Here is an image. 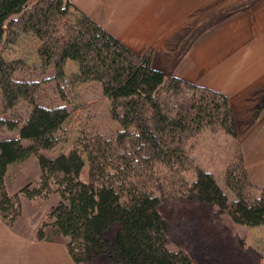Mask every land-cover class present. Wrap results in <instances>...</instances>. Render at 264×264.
Segmentation results:
<instances>
[{
  "label": "trees",
  "instance_id": "trees-1",
  "mask_svg": "<svg viewBox=\"0 0 264 264\" xmlns=\"http://www.w3.org/2000/svg\"><path fill=\"white\" fill-rule=\"evenodd\" d=\"M21 34L41 43L40 64L33 65L37 79L23 75L29 70L23 60L2 56ZM151 60V50L136 56L69 0H0V131L16 132L0 137V217L8 227L20 220L21 195L34 200L57 194L58 203L32 239H64L75 264H94L100 256L112 264H194L184 250L168 248V223L159 210L165 197L186 192L217 205L236 224L264 226V187L250 180L242 153L233 154L225 168V185L234 195L229 201L193 152V140L206 130L238 143L228 97L155 69ZM69 61L78 70L67 76ZM50 68L54 75L47 78ZM50 81L55 95L44 104L42 86ZM89 83L100 85L118 127L111 134L94 125L68 152L44 155L61 141L75 88ZM21 104L29 109L25 120L16 113ZM263 110L264 100L256 117ZM33 155L41 167L38 186L10 195L9 166ZM85 160L87 181L82 180ZM186 172L195 175L191 184ZM113 222L119 226L111 241L104 232Z\"/></svg>",
  "mask_w": 264,
  "mask_h": 264
},
{
  "label": "crops",
  "instance_id": "crops-1",
  "mask_svg": "<svg viewBox=\"0 0 264 264\" xmlns=\"http://www.w3.org/2000/svg\"><path fill=\"white\" fill-rule=\"evenodd\" d=\"M69 1L136 56L151 50L153 68L226 95L244 156H262L264 0ZM20 225L0 217V264H75L64 241H34Z\"/></svg>",
  "mask_w": 264,
  "mask_h": 264
},
{
  "label": "rangeland",
  "instance_id": "rangeland-1",
  "mask_svg": "<svg viewBox=\"0 0 264 264\" xmlns=\"http://www.w3.org/2000/svg\"><path fill=\"white\" fill-rule=\"evenodd\" d=\"M40 41L31 34H21L16 42L4 49L2 56L7 61L23 60L29 69L23 75L27 79H37L33 65H39L38 47ZM36 70V69H35ZM39 70V69H37ZM78 65L69 61L65 67L67 76L77 72ZM40 72V71H39ZM54 70L48 69L47 78H52ZM43 78L42 76L39 79ZM55 82L50 81L42 86L40 102L47 104L55 95ZM74 104L70 106L71 116L59 132L60 143L54 150H45L42 153L54 157L72 149L82 133L94 131V125L102 133H113L118 127L108 114L109 102L103 95L100 85L89 83L75 88ZM25 120L29 109L21 104L16 109ZM16 136V132L0 131V137ZM239 140V136H238ZM27 143V142H26ZM193 152L199 164L206 170L214 173L220 188L227 194L229 201L234 195L225 185L224 172L233 154L241 152L246 171L250 180L264 187V149L262 156H256L255 150H247L244 156L240 140L233 142L221 132L204 131L193 140ZM257 158H256V157ZM261 160H260V159ZM88 163L85 160L82 171V180H88ZM41 167L37 156L9 166L6 175L7 191L10 195L18 193L29 185L32 189L38 186ZM191 184L195 175L192 172L183 174ZM159 192L158 187L153 189ZM158 191V192H157ZM168 192V191H167ZM22 205L21 225L18 227L26 233L32 231L43 220L45 213L58 203V195L53 194L49 199L36 198L28 200L20 196ZM168 223L170 241L168 248L177 251L184 250L191 257L194 264H264V226L250 228L236 224L227 213L220 211L217 205L189 196L186 192L173 194L164 198L159 208ZM118 222H113L105 230L104 235L113 241L116 238ZM55 241L65 242L56 238ZM95 262L112 264L106 256H100Z\"/></svg>",
  "mask_w": 264,
  "mask_h": 264
}]
</instances>
